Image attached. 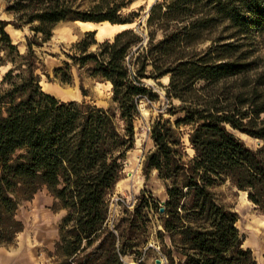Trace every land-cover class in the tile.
I'll list each match as a JSON object with an SVG mask.
<instances>
[{
	"label": "trees",
	"instance_id": "trees-1",
	"mask_svg": "<svg viewBox=\"0 0 264 264\" xmlns=\"http://www.w3.org/2000/svg\"><path fill=\"white\" fill-rule=\"evenodd\" d=\"M102 5L107 12L79 17L71 1L41 0L26 13L7 7L17 11L13 20L0 18V245L21 231L18 204L44 188L54 208L64 211L49 254L54 264H125L123 255H141L146 208L158 216V235L168 237L167 264H255L241 245L236 213L213 188L228 182L264 214V69L236 41L264 29V0L155 1L147 9L146 38L127 28L97 42L95 31H85L70 44L72 64L109 83V106L44 92L34 47L50 38L55 23L131 24L119 13L127 2L95 4ZM8 24H30L23 52L11 41ZM165 75L164 95L179 104L168 109L172 121L158 115L150 124L151 145L141 162L144 177L152 172L162 184L163 210L158 213V203L141 193L130 211L123 208L109 223L105 195L133 146L138 102L157 97L144 80ZM235 132L258 144H244Z\"/></svg>",
	"mask_w": 264,
	"mask_h": 264
},
{
	"label": "rangeland",
	"instance_id": "rangeland-1",
	"mask_svg": "<svg viewBox=\"0 0 264 264\" xmlns=\"http://www.w3.org/2000/svg\"><path fill=\"white\" fill-rule=\"evenodd\" d=\"M66 1H71V8L79 17L107 12V7L104 5L95 6L102 0ZM123 1L127 2V5L121 8L119 13L121 16L129 15L132 19L129 26L112 25L108 21L84 23L78 22V19L59 21L53 25L50 38L40 47H34L35 54L41 61L37 73L39 74V85L44 92L60 100H83L103 108L110 105L109 83L92 78L86 66L77 67L66 55L72 54L70 44L81 38L85 31H95L96 40L93 35L92 37L97 42L111 38L114 33L126 27L134 29L146 38L144 22L147 9L153 2L161 0ZM40 5L41 0H0V18L11 21L17 11L26 13ZM7 7L17 11L13 13V10H7ZM29 26L30 24H22L20 28H13L10 24L7 25V33L19 52L24 50L25 37L32 34ZM159 37L160 33L157 31L155 39ZM236 41L242 43V50L246 51L247 58L256 60L259 69H264V29L249 30L244 35H240ZM207 44L208 41H204L195 45L194 51H200ZM93 48L94 45H90L87 50ZM63 61L67 62L69 67H63ZM56 67L63 69L55 76L53 69ZM4 71L5 68H0V78ZM62 75L69 76V80L61 82L59 78ZM167 81L166 75L155 80H144L145 84L151 86L157 97L154 100L142 99L138 102V115L133 120V146L126 152L117 182L105 195L109 223L115 222L121 216L123 208L130 211L141 193L145 197H151L159 207H162L164 196L162 184L152 172H149L146 178L144 177L141 162L151 145L148 137L150 124L158 115L172 121L173 116L168 114V109L179 104L177 99L165 97L164 85ZM235 134L244 144L255 145L254 140L237 132ZM183 141L185 142V137ZM185 151L188 155L191 154L188 148ZM213 190L219 202L236 213L235 227L241 235L242 247L250 250L255 264H264V214L254 208L246 199L244 192L237 190L228 182L217 185ZM53 201L51 195L41 188L30 199L18 204L15 217L20 221L22 228L11 243L0 245V264H54V257L49 254L53 251V244L57 237V224L64 211L55 209ZM143 210L147 214L143 232L145 241L142 248L138 247L143 253L139 256L123 255V262L125 264H167L163 254L165 255V251L169 248L168 237L165 234L159 236L157 233L161 227L156 212L148 208ZM172 256L176 259L174 254Z\"/></svg>",
	"mask_w": 264,
	"mask_h": 264
},
{
	"label": "water",
	"instance_id": "water-1",
	"mask_svg": "<svg viewBox=\"0 0 264 264\" xmlns=\"http://www.w3.org/2000/svg\"><path fill=\"white\" fill-rule=\"evenodd\" d=\"M78 21H81V20H78ZM124 24H128V23H124ZM128 28V27H127ZM127 28H125V29H127ZM123 30V29H122ZM258 144V142H255V145H257ZM162 210H163V208L162 207H159L158 208V212H162ZM155 262H158V260H155Z\"/></svg>",
	"mask_w": 264,
	"mask_h": 264
},
{
	"label": "bare ground",
	"instance_id": "bare-ground-1",
	"mask_svg": "<svg viewBox=\"0 0 264 264\" xmlns=\"http://www.w3.org/2000/svg\"><path fill=\"white\" fill-rule=\"evenodd\" d=\"M82 22H85V21H82ZM91 23V22H90ZM95 23H99V22H95ZM94 25V24H93ZM122 25H126V26H129L130 24H122ZM112 27V26H111ZM127 28V27H126ZM125 29V28H124ZM96 34V32L94 33Z\"/></svg>",
	"mask_w": 264,
	"mask_h": 264
},
{
	"label": "crops",
	"instance_id": "crops-1",
	"mask_svg": "<svg viewBox=\"0 0 264 264\" xmlns=\"http://www.w3.org/2000/svg\"><path fill=\"white\" fill-rule=\"evenodd\" d=\"M115 34V33H114Z\"/></svg>",
	"mask_w": 264,
	"mask_h": 264
}]
</instances>
